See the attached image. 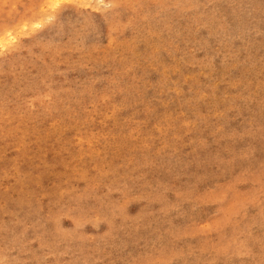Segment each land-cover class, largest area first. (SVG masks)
Listing matches in <instances>:
<instances>
[{"label": "rangeland", "instance_id": "374dc122", "mask_svg": "<svg viewBox=\"0 0 264 264\" xmlns=\"http://www.w3.org/2000/svg\"><path fill=\"white\" fill-rule=\"evenodd\" d=\"M0 264H264V0H0Z\"/></svg>", "mask_w": 264, "mask_h": 264}]
</instances>
